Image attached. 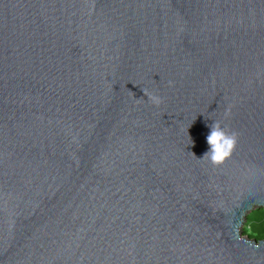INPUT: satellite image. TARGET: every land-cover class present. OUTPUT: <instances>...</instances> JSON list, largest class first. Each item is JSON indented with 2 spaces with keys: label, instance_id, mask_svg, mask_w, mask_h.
<instances>
[{
  "label": "water",
  "instance_id": "obj_1",
  "mask_svg": "<svg viewBox=\"0 0 264 264\" xmlns=\"http://www.w3.org/2000/svg\"><path fill=\"white\" fill-rule=\"evenodd\" d=\"M257 209L264 0H0V264H264Z\"/></svg>",
  "mask_w": 264,
  "mask_h": 264
},
{
  "label": "clouds",
  "instance_id": "obj_2",
  "mask_svg": "<svg viewBox=\"0 0 264 264\" xmlns=\"http://www.w3.org/2000/svg\"><path fill=\"white\" fill-rule=\"evenodd\" d=\"M169 83L171 84V82ZM142 91L150 104L159 106L162 103V98L159 95L150 93L145 89H142ZM209 127L210 131L206 137L208 150L201 158L197 159H207L212 166H220L234 151L238 134L235 131L227 130L222 127L219 121H213ZM191 154L195 157L193 153Z\"/></svg>",
  "mask_w": 264,
  "mask_h": 264
},
{
  "label": "trees",
  "instance_id": "obj_3",
  "mask_svg": "<svg viewBox=\"0 0 264 264\" xmlns=\"http://www.w3.org/2000/svg\"><path fill=\"white\" fill-rule=\"evenodd\" d=\"M264 214V210H261ZM242 236L249 240H263L264 239V215L258 221L253 223L250 218L246 219V223L242 229Z\"/></svg>",
  "mask_w": 264,
  "mask_h": 264
},
{
  "label": "rangeland",
  "instance_id": "obj_4",
  "mask_svg": "<svg viewBox=\"0 0 264 264\" xmlns=\"http://www.w3.org/2000/svg\"><path fill=\"white\" fill-rule=\"evenodd\" d=\"M264 214L262 213L261 209H257V210H254L252 211L248 216L247 218H250V220L255 223L256 221L259 220L260 217H262ZM246 218V219H247Z\"/></svg>",
  "mask_w": 264,
  "mask_h": 264
}]
</instances>
